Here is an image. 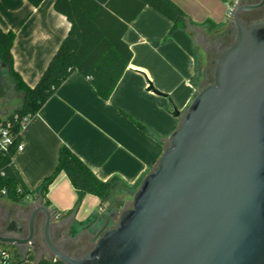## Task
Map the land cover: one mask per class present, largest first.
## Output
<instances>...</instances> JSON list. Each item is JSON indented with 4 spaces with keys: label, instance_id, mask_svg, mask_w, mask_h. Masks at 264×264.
Listing matches in <instances>:
<instances>
[{
    "label": "water",
    "instance_id": "obj_1",
    "mask_svg": "<svg viewBox=\"0 0 264 264\" xmlns=\"http://www.w3.org/2000/svg\"><path fill=\"white\" fill-rule=\"evenodd\" d=\"M263 3L233 10V42L215 59L212 84L197 92L156 166L128 184L131 207L108 215L116 226L85 255L53 241L58 217L40 199L27 206L26 237L1 236L0 246L30 245L41 214L43 243L62 264H264V20L237 17Z\"/></svg>",
    "mask_w": 264,
    "mask_h": 264
},
{
    "label": "crops",
    "instance_id": "obj_2",
    "mask_svg": "<svg viewBox=\"0 0 264 264\" xmlns=\"http://www.w3.org/2000/svg\"><path fill=\"white\" fill-rule=\"evenodd\" d=\"M54 1L42 0L33 7L28 0H0V30L14 32L13 69L29 87L38 81L69 28L66 19L54 11ZM171 1L196 24H225L227 4L223 0ZM170 26L152 9L143 8L123 35L132 57L107 100L101 99L80 73L73 72L27 121L21 130L23 149L13 155L12 162L29 191L36 190L52 174L63 146L101 181L117 176L132 184L141 173L154 168L198 92L191 83L193 58L172 39H165ZM199 29L207 32L205 26L188 28L195 49L193 36ZM148 83L157 94L148 89ZM17 103L13 99L10 105ZM172 107L179 116L172 115ZM135 122L151 130L159 140L143 133ZM45 198L48 208L60 214L55 225L70 221V253L85 255L97 235L98 223L85 230L75 227L74 222L85 221L95 212L99 199L85 195L76 210L63 216L76 201L75 190L63 173L48 186ZM39 199L43 204L40 196L29 197L23 204L30 206ZM72 227L76 229L74 235L69 233Z\"/></svg>",
    "mask_w": 264,
    "mask_h": 264
},
{
    "label": "trees",
    "instance_id": "obj_3",
    "mask_svg": "<svg viewBox=\"0 0 264 264\" xmlns=\"http://www.w3.org/2000/svg\"><path fill=\"white\" fill-rule=\"evenodd\" d=\"M41 1L28 0L33 7H37ZM229 1L223 0L226 4ZM145 7H149L170 22L171 26L165 39H172L193 58L195 67L191 83L197 86L195 77L197 53L188 34V28L205 26L207 32L211 34L224 26V23L214 24L205 21L196 24L171 0H55L53 9L66 19L69 28L32 87L24 84L13 69L11 47L14 32L0 30V115L2 113L4 117V120L0 119V128L5 129L10 136V143L5 148H0L1 200L23 204L29 197L35 199L40 196L43 205L48 207L49 202L45 198L47 188L58 174L63 173L75 190L76 201L73 209L62 215H69L77 209L85 195H92L99 199L97 210L85 221H75V227L87 230L98 223L99 229L95 231L97 235L94 241L104 230L115 227V224H112L114 220L108 218V215L112 211L124 210L125 205L121 197L135 191L119 177L113 176L106 181L99 180L77 156L63 146L59 149L57 164L52 174L36 190L29 191L17 173L12 157L18 144L22 142L21 130L24 125L38 113L73 72H78L86 78L101 99L107 100L110 97L132 57L129 47L123 41V35L128 25ZM210 66L213 69L214 65ZM208 70L204 72V79L209 74ZM13 99L18 102L16 106L10 105ZM135 125L143 133L157 138L151 130L138 122H135ZM53 214L60 217L57 211ZM75 230L72 227L70 235H74ZM0 251L7 254L6 257L0 255V264H21L24 261H32L34 264H62L51 256L24 258L12 254L5 246L0 247ZM69 255L83 256L71 253Z\"/></svg>",
    "mask_w": 264,
    "mask_h": 264
},
{
    "label": "flooded vegetation",
    "instance_id": "obj_4",
    "mask_svg": "<svg viewBox=\"0 0 264 264\" xmlns=\"http://www.w3.org/2000/svg\"><path fill=\"white\" fill-rule=\"evenodd\" d=\"M261 0H235V9L250 5L258 4ZM237 17L245 25H249L253 22L264 20V3L257 9H242L238 12ZM226 27L222 34H218L215 38L210 39H196V44L202 48L206 55L207 63L211 62L214 65V57L217 52L220 53L221 48L230 46L233 42L235 29L231 22V16L226 18ZM224 24V25H225ZM211 58L214 59L211 61ZM31 207H27L25 204L18 206H10L6 202L0 199V237L13 236L16 238H25L27 235V221ZM13 224H18V228ZM42 225L43 215L39 214L35 220V232L30 245H12L5 246L12 254L20 255L21 257L32 256L38 258L41 255H50L47 251L43 239H42ZM70 228V221L61 222L58 225L55 223L51 226V237L58 247L67 254L73 246L72 242L68 239V231ZM79 241V240H78ZM78 244V242H75ZM3 247V246H0ZM82 255V254H81Z\"/></svg>",
    "mask_w": 264,
    "mask_h": 264
},
{
    "label": "rangeland",
    "instance_id": "obj_5",
    "mask_svg": "<svg viewBox=\"0 0 264 264\" xmlns=\"http://www.w3.org/2000/svg\"><path fill=\"white\" fill-rule=\"evenodd\" d=\"M227 24H228V21H227V23L224 26L216 29L211 35L209 33H207L206 30H203L202 31V30L199 29V30L196 31V34L193 36V38H194L195 42H196V39H201L202 40V39L215 38L216 36H218V34H222V32L224 31V28L226 27ZM223 49H224V47L221 48V50H223ZM195 50H196V53H197V61H198L197 65H196L197 73H196L195 77H196L197 83H198L197 88H198V90H200V89H202V88H204V87L212 84V70L214 71V67L212 69V66H210L211 65L210 63L211 62L207 63L206 57L203 54L204 51L199 46V44L196 46V49ZM218 56H219V52H217V54H215L214 59H216ZM214 59L211 58V61H213ZM206 69H209L208 70L209 71V74L206 77V79H204V72H205ZM210 71H211V73H210ZM133 194H134V191L129 192L128 194H125V195H123L121 197L122 200L123 199L126 200V201L124 200V202H123L124 205H125L124 210L125 209H129L131 207ZM118 213H120V212H118ZM117 217L118 216H116L113 219L114 221L112 223V224H115V226H116V223H117ZM75 232H76V230H75ZM96 239H97V237H96ZM94 242L95 241L93 240V243L90 244L91 245V248L94 246ZM69 251H71V250H69ZM50 256L51 255H48V257H50Z\"/></svg>",
    "mask_w": 264,
    "mask_h": 264
},
{
    "label": "built area",
    "instance_id": "obj_6",
    "mask_svg": "<svg viewBox=\"0 0 264 264\" xmlns=\"http://www.w3.org/2000/svg\"><path fill=\"white\" fill-rule=\"evenodd\" d=\"M235 9V0H230L227 3V10H226V18H228L229 16H231L233 10ZM0 119L4 120L3 115H0ZM25 126V125H24ZM10 143V136L7 133V131L3 128H0V148H5L8 144ZM23 149V144L22 142H20L16 148V152L17 151H21ZM0 255L2 257H6L7 254L5 251H0Z\"/></svg>",
    "mask_w": 264,
    "mask_h": 264
}]
</instances>
